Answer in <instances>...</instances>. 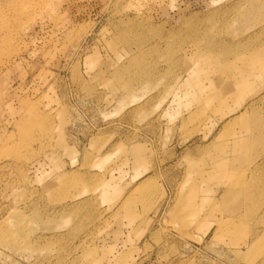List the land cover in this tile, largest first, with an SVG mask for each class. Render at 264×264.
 <instances>
[{
  "label": "rangeland",
  "instance_id": "obj_1",
  "mask_svg": "<svg viewBox=\"0 0 264 264\" xmlns=\"http://www.w3.org/2000/svg\"><path fill=\"white\" fill-rule=\"evenodd\" d=\"M0 264H264V0H0Z\"/></svg>",
  "mask_w": 264,
  "mask_h": 264
},
{
  "label": "bare ground",
  "instance_id": "obj_2",
  "mask_svg": "<svg viewBox=\"0 0 264 264\" xmlns=\"http://www.w3.org/2000/svg\"><path fill=\"white\" fill-rule=\"evenodd\" d=\"M248 148V147H247ZM232 158V157H231Z\"/></svg>",
  "mask_w": 264,
  "mask_h": 264
}]
</instances>
